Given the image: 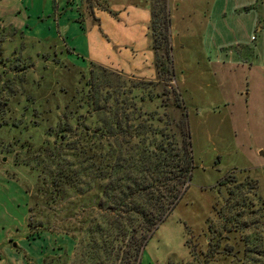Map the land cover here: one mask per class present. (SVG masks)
Returning a JSON list of instances; mask_svg holds the SVG:
<instances>
[{
  "label": "rangeland",
  "instance_id": "rangeland-1",
  "mask_svg": "<svg viewBox=\"0 0 264 264\" xmlns=\"http://www.w3.org/2000/svg\"><path fill=\"white\" fill-rule=\"evenodd\" d=\"M134 2L150 4L0 0V264H93L87 229L101 212L88 156L113 140L101 130L114 117L178 121L172 89L194 167L138 264H264V0H175L162 81L111 68L130 63L115 41L137 32ZM104 6L103 27L92 9Z\"/></svg>",
  "mask_w": 264,
  "mask_h": 264
},
{
  "label": "trees",
  "instance_id": "trees-1",
  "mask_svg": "<svg viewBox=\"0 0 264 264\" xmlns=\"http://www.w3.org/2000/svg\"><path fill=\"white\" fill-rule=\"evenodd\" d=\"M150 1L148 32L154 66L159 80L162 74L170 80V9L167 0ZM172 96L180 109L178 121L157 117L162 123L155 126L149 123L154 114L135 121L127 113L105 121L101 134L113 140L99 158H94L95 153L88 156L87 177L99 181L100 192L92 206L101 212L99 218L89 220V263L138 264L147 239L189 186L194 167L189 128L179 92L172 89ZM77 175L72 170L65 176L74 182Z\"/></svg>",
  "mask_w": 264,
  "mask_h": 264
},
{
  "label": "crops",
  "instance_id": "crops-1",
  "mask_svg": "<svg viewBox=\"0 0 264 264\" xmlns=\"http://www.w3.org/2000/svg\"><path fill=\"white\" fill-rule=\"evenodd\" d=\"M175 1V0H174ZM172 0H168L169 2V9L171 11L170 6L174 3ZM150 4L146 3L145 6L139 7L138 4L134 2V4H129L127 7V16L133 27V29H137L136 33L130 34L128 37H126L121 44V41H115L116 47H122L123 52L127 54L128 59L130 60L129 65L127 66H108L111 68H118L124 72H128L130 74H134L136 76H143L145 78H154L156 75V69L153 64L154 59V53L152 49H146L147 45V39L146 36L149 35L148 33V24L150 20ZM174 6V5H173ZM172 7V6H171ZM105 9L100 7H94L92 9V17L95 19L97 23L100 22L101 26L104 24V20H109V17L106 16L107 13L104 11ZM141 13V19L138 15ZM135 15L138 17L136 18ZM173 14L171 17V20L173 19ZM137 20L142 21V25L136 24ZM138 23V22H137ZM104 27V26H103ZM171 29V26H170ZM105 33V32H104ZM107 40L104 41L105 50L109 52V50H113L115 46L111 45L110 38L108 37V34H106ZM112 42H114L112 40ZM149 45V44H148ZM150 46V45H149ZM89 58L95 60H90L92 62H95L96 64L102 65L105 60L101 61L99 58L93 55L92 52H90V49H86ZM124 53V54H125ZM107 66V65H106Z\"/></svg>",
  "mask_w": 264,
  "mask_h": 264
}]
</instances>
